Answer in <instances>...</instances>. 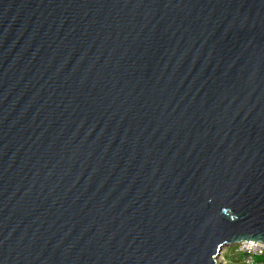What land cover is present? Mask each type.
Returning <instances> with one entry per match:
<instances>
[{
	"label": "water",
	"instance_id": "water-1",
	"mask_svg": "<svg viewBox=\"0 0 264 264\" xmlns=\"http://www.w3.org/2000/svg\"><path fill=\"white\" fill-rule=\"evenodd\" d=\"M264 243V0H0V264H221Z\"/></svg>",
	"mask_w": 264,
	"mask_h": 264
},
{
	"label": "built area",
	"instance_id": "built-area-1",
	"mask_svg": "<svg viewBox=\"0 0 264 264\" xmlns=\"http://www.w3.org/2000/svg\"><path fill=\"white\" fill-rule=\"evenodd\" d=\"M237 249L242 253L241 262L243 264H264V258L257 260L256 257H264V243L244 240L238 243Z\"/></svg>",
	"mask_w": 264,
	"mask_h": 264
},
{
	"label": "rangeland",
	"instance_id": "rangeland-1",
	"mask_svg": "<svg viewBox=\"0 0 264 264\" xmlns=\"http://www.w3.org/2000/svg\"><path fill=\"white\" fill-rule=\"evenodd\" d=\"M238 243L239 242L224 246L219 258V262L221 264H243L240 260L242 253H240L237 249ZM256 258L257 260H262L264 257L258 256Z\"/></svg>",
	"mask_w": 264,
	"mask_h": 264
}]
</instances>
